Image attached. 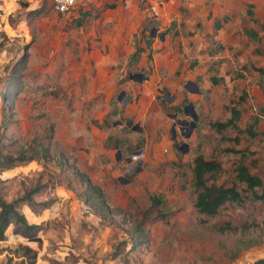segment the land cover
<instances>
[{
	"label": "rangeland",
	"instance_id": "374dc122",
	"mask_svg": "<svg viewBox=\"0 0 264 264\" xmlns=\"http://www.w3.org/2000/svg\"><path fill=\"white\" fill-rule=\"evenodd\" d=\"M135 46L143 49L136 60L129 57ZM258 66L264 67V0H78L67 12L55 11L50 0H0L2 140L13 154L33 157L0 177L7 198L41 172L57 181L36 197L50 201L46 208L19 207L37 224L40 242L8 226L0 264H19L18 243L36 250L35 264H255L264 258V204L245 198L212 216L199 213L191 172L201 153L219 162L216 173L205 174L208 184H231L239 161L264 177ZM187 102L194 124L186 114L187 133L174 128L172 138L167 114L184 118ZM235 103L238 129L209 126L227 119ZM125 120L141 130L122 128ZM78 171L99 200L84 190ZM149 195L160 198L156 207Z\"/></svg>",
	"mask_w": 264,
	"mask_h": 264
},
{
	"label": "trees",
	"instance_id": "16d2710c",
	"mask_svg": "<svg viewBox=\"0 0 264 264\" xmlns=\"http://www.w3.org/2000/svg\"><path fill=\"white\" fill-rule=\"evenodd\" d=\"M38 12V10H33ZM246 12L251 19L253 13L251 9L247 8ZM220 24L217 18L215 19L214 27H218ZM244 32L250 38L258 39L257 32L253 28L244 29ZM143 50L139 46H135L134 50L130 53L129 57L136 60L139 52ZM147 58H151L150 50L146 53ZM260 73L264 74V67H253ZM215 79L211 78L213 82ZM20 86V84H19ZM244 94V91H243ZM243 99L242 96L239 97ZM239 103L232 104L228 107L229 116L224 121L213 120L208 124L215 129L231 126L238 129L236 121L240 116V110L238 108ZM129 121V120H128ZM7 121L2 123L0 128V174L6 170H9L16 164H20L23 161L32 159L23 150H19L16 154L5 149L6 143L2 140L3 128ZM256 122V118L253 119L246 130L250 135L254 134L253 126ZM219 169V162L216 159H205L201 153H196L193 157V164L191 168L193 185L196 188L194 202L196 210L207 216L214 215L219 208L226 203L241 202L245 198L250 200H259L264 204V177L251 173L247 166L239 161L234 167V181L229 185L206 183V173H216ZM42 172L36 175L33 181L23 185L19 191V195L11 196L7 198L5 192L6 179L0 177V239L5 236V229L8 226H12V231L25 237L28 241L40 242V237L36 233L37 224L29 222L26 219L25 214L19 209L21 204H26L35 213L39 212V209L46 208L49 204V200L37 199L36 197L42 194L45 189L53 188L57 181L51 174H46L45 178H42ZM78 177L81 178V182L84 185V190L88 194H92L96 200H99L97 190L94 189V184L91 182L88 176H81L78 171ZM90 196V195H88ZM88 196H85V203L88 202ZM149 202L151 206H157L160 202V198L156 195H149ZM19 251L20 260L19 264H35L36 250L27 243H18L15 247ZM259 260L255 261L256 263ZM55 264H61L58 261H54Z\"/></svg>",
	"mask_w": 264,
	"mask_h": 264
},
{
	"label": "water",
	"instance_id": "95a60500",
	"mask_svg": "<svg viewBox=\"0 0 264 264\" xmlns=\"http://www.w3.org/2000/svg\"><path fill=\"white\" fill-rule=\"evenodd\" d=\"M153 31H154V28L151 27V28H150V34H151V35L153 34V33H152ZM128 77H129V78H132V79H136L137 81H141L142 78H146V76L143 75V74H141V73H129V74H128ZM188 82L191 83V84H193L194 87H195V91H197V88H196L195 83L192 82V81H188ZM167 92H168V91H166L165 93L167 94ZM123 93H124V91H123V90H120L119 93H118L117 98L119 97V95H121V94H123ZM186 105L189 106V107H191L192 104H191V102H188ZM186 114H189V115L191 116L192 119L190 120V124L193 125V124H194V120L196 119V114L194 113L193 110H192V112H190V113H186ZM167 115L173 117L175 114H174V113H170V114H167ZM177 121L179 122V119H177ZM120 122H121L120 120H114V121L112 122V124H116V123H120ZM125 127H130L132 130H136V131H140V130H141V128H140L138 122H135V123H133V124H130V122H129L128 120H125V123H124V125L122 126V128H125ZM185 146H186V145H185ZM184 150H185V149H181V151H184ZM142 152H143V149H139L138 151H135L134 154H135V155H140V154H142ZM125 174H127V172H125ZM124 182H125V181H124Z\"/></svg>",
	"mask_w": 264,
	"mask_h": 264
},
{
	"label": "flooded vegetation",
	"instance_id": "af4514ba",
	"mask_svg": "<svg viewBox=\"0 0 264 264\" xmlns=\"http://www.w3.org/2000/svg\"><path fill=\"white\" fill-rule=\"evenodd\" d=\"M187 103H183L181 105V111L185 116L184 118L178 116L177 111H175V110L170 112V113L175 114L173 117L169 116L173 120V123L171 124V127H170L172 138L176 136V130H177L179 135H185V133H187V131L189 129L190 124H189V121H187L186 113L192 112L193 108H192V106L191 107L187 106L186 105ZM170 113H168V114H170ZM177 119H179V122L177 121ZM130 124H132V123L130 122ZM176 125H177V127H176ZM174 128H176V130ZM179 147H180V149H187V144L185 142H182L179 145Z\"/></svg>",
	"mask_w": 264,
	"mask_h": 264
},
{
	"label": "built area",
	"instance_id": "2783aa9c",
	"mask_svg": "<svg viewBox=\"0 0 264 264\" xmlns=\"http://www.w3.org/2000/svg\"><path fill=\"white\" fill-rule=\"evenodd\" d=\"M53 8L57 12H67L73 9L78 0H50ZM255 264H264V258Z\"/></svg>",
	"mask_w": 264,
	"mask_h": 264
}]
</instances>
